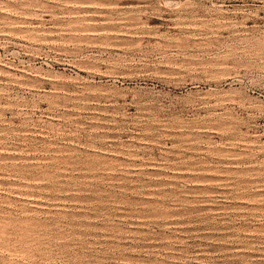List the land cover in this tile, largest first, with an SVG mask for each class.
I'll use <instances>...</instances> for the list:
<instances>
[{
  "label": "rangeland",
  "instance_id": "1",
  "mask_svg": "<svg viewBox=\"0 0 264 264\" xmlns=\"http://www.w3.org/2000/svg\"><path fill=\"white\" fill-rule=\"evenodd\" d=\"M0 264H264V0H0Z\"/></svg>",
  "mask_w": 264,
  "mask_h": 264
}]
</instances>
